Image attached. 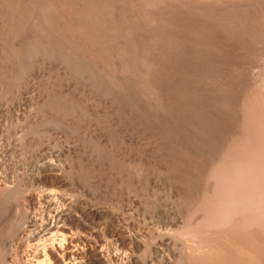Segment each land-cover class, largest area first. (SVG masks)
Returning a JSON list of instances; mask_svg holds the SVG:
<instances>
[{
	"label": "rangeland",
	"instance_id": "374dc122",
	"mask_svg": "<svg viewBox=\"0 0 264 264\" xmlns=\"http://www.w3.org/2000/svg\"><path fill=\"white\" fill-rule=\"evenodd\" d=\"M48 1L2 6L7 18L12 8L16 14L14 55L7 29L0 57V177L19 184L12 200L54 191L112 210L136 238L171 235L178 192L193 187L224 138L223 114L206 96L204 27L162 10L172 0ZM58 8L68 11L64 17ZM50 162L67 187L50 176L33 181ZM87 225L100 247L161 264L160 256L122 243L108 218Z\"/></svg>",
	"mask_w": 264,
	"mask_h": 264
},
{
	"label": "bare ground",
	"instance_id": "6f19581e",
	"mask_svg": "<svg viewBox=\"0 0 264 264\" xmlns=\"http://www.w3.org/2000/svg\"><path fill=\"white\" fill-rule=\"evenodd\" d=\"M5 1L0 0V57L6 30L11 54L17 38L15 9L8 18L3 15ZM9 1L13 6L15 0ZM169 4L162 10L188 16L193 25L205 29L206 96L210 108L221 110L224 120L219 151L210 156L204 172L197 170L199 174L190 179L193 187L178 192L174 231L156 239H138L128 231L131 224H121L112 210L77 197L66 199L61 191L63 195L52 190L28 192L23 202H15L12 197L19 184L11 186L0 177V264H8L10 258L12 264H32V254L36 264H139L133 252L122 255L97 244L93 237L99 235L87 221L98 218H108L114 225L113 235L122 243L144 250L147 258L160 256L161 264H264V0H172ZM60 8L55 14L65 16L68 11ZM130 138L140 140L132 133ZM99 140L107 139L101 135ZM49 176L60 189L67 187L68 180L53 162L41 166L33 181ZM32 241H36L34 251Z\"/></svg>",
	"mask_w": 264,
	"mask_h": 264
}]
</instances>
